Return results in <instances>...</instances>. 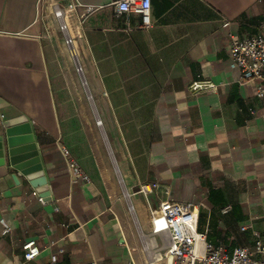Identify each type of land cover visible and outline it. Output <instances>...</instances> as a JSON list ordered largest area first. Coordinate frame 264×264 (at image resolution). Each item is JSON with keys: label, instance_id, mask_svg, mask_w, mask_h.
Segmentation results:
<instances>
[{"label": "crops", "instance_id": "obj_1", "mask_svg": "<svg viewBox=\"0 0 264 264\" xmlns=\"http://www.w3.org/2000/svg\"><path fill=\"white\" fill-rule=\"evenodd\" d=\"M76 2L74 55L53 14ZM112 2L0 0V134L28 118L50 190L43 204L0 165V264H144L138 230L163 240L138 192L153 183L162 199L198 205L213 245L253 250V231L264 233V100L230 46L264 33V0H152L147 29ZM200 76L218 92L191 95ZM63 146L91 181H74ZM32 240L41 253L26 261Z\"/></svg>", "mask_w": 264, "mask_h": 264}, {"label": "built area", "instance_id": "obj_2", "mask_svg": "<svg viewBox=\"0 0 264 264\" xmlns=\"http://www.w3.org/2000/svg\"><path fill=\"white\" fill-rule=\"evenodd\" d=\"M112 4L118 16L132 11L140 13L143 18L142 28H150L154 23L151 16L152 0H113ZM80 6L82 5L78 2L71 3L66 7L57 4L53 14L54 20L64 36V43L74 55L76 36L71 34L67 18L70 11H75ZM91 10V7L86 8L87 12ZM230 58L232 64L240 69L244 80L258 81L255 94L264 100V33L256 37L233 39L230 46ZM76 71L79 74L83 72V66L79 62H76ZM219 87V83L213 79L200 76L188 85V92L191 95L216 93ZM62 152L66 157L74 181H91L90 176L66 146L62 147ZM159 190L160 187L157 183L141 184L138 192L146 199L149 209L150 232L163 239L167 264H264V233L253 231V250L247 247H238L232 253H228L223 245H213L209 242L207 233L199 230L198 205L190 201H177L172 197L162 199L159 197ZM33 194L41 203H45L46 199L39 196L37 191H33ZM129 209L133 215L136 214L133 203L130 204ZM10 231L11 228L5 225V232ZM23 248L26 261L36 258L41 253L40 248L33 240L26 242ZM256 254L262 256L261 260L255 259ZM160 258L163 259L162 256Z\"/></svg>", "mask_w": 264, "mask_h": 264}, {"label": "water", "instance_id": "obj_3", "mask_svg": "<svg viewBox=\"0 0 264 264\" xmlns=\"http://www.w3.org/2000/svg\"><path fill=\"white\" fill-rule=\"evenodd\" d=\"M0 134V165L21 172L45 199L50 196L48 180L41 162L33 127L24 115L7 120Z\"/></svg>", "mask_w": 264, "mask_h": 264}, {"label": "rangeland", "instance_id": "obj_4", "mask_svg": "<svg viewBox=\"0 0 264 264\" xmlns=\"http://www.w3.org/2000/svg\"><path fill=\"white\" fill-rule=\"evenodd\" d=\"M126 199L129 204L132 203L129 198H126ZM134 218L135 220H137V214H134ZM138 235H139V241L142 245L141 246L142 254L145 256V261H146L145 263L149 264L150 262H157L159 264H167V260L165 258L166 249H165V244L163 243V241L158 239L157 242H154L152 240L153 237L148 233V231H144L141 229L138 230ZM161 256L163 257V259L157 260Z\"/></svg>", "mask_w": 264, "mask_h": 264}]
</instances>
